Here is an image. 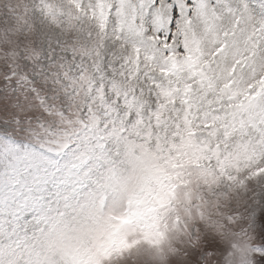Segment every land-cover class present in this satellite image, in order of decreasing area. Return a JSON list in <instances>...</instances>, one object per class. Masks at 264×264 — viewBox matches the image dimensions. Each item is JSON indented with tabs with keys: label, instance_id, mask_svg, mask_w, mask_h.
<instances>
[{
	"label": "rangeland",
	"instance_id": "obj_1",
	"mask_svg": "<svg viewBox=\"0 0 264 264\" xmlns=\"http://www.w3.org/2000/svg\"><path fill=\"white\" fill-rule=\"evenodd\" d=\"M34 27L83 37L79 59L68 53L69 61L91 66L114 56H100L110 33L89 0H0V63L6 43L14 58L17 41ZM177 35L183 52L175 41L165 45L167 55L130 48L106 67L109 91L125 109L114 128L119 143L91 177V195L53 204L50 235L13 229L44 174L14 173L20 145L0 135V264H171L185 246L199 244L202 227L232 246V264H257L264 255L255 243L264 209V37L252 33L221 56L224 48L214 49L202 31L178 28ZM12 124L19 134L18 121Z\"/></svg>",
	"mask_w": 264,
	"mask_h": 264
},
{
	"label": "snow or ice",
	"instance_id": "obj_2",
	"mask_svg": "<svg viewBox=\"0 0 264 264\" xmlns=\"http://www.w3.org/2000/svg\"><path fill=\"white\" fill-rule=\"evenodd\" d=\"M89 7L105 21L110 33L100 50V56L109 55L110 50L114 53L107 62L99 57L91 66L84 60L69 61L68 53L77 56L83 37L53 36L43 28L34 27L24 40L17 41L14 58L7 55L10 46L5 45V63H0V135L20 145L12 152L14 173L31 168L44 174L36 194L16 214L15 231L23 228L25 234L33 230L50 235L45 226L50 229L55 223L50 215L58 210L54 203L68 207L82 192L85 197L91 195L85 189L119 143L114 128L124 121L121 98L115 89L109 91L112 82L105 72L116 56L122 62L130 48H139L148 56L162 49L167 55L171 50L165 45L173 41L175 50L183 52L178 28L202 31L214 49L224 48L221 56L227 45L238 47L252 33L264 37V0H89ZM122 47L123 52L117 51ZM88 72L94 74L88 78ZM60 159L68 163L61 165ZM231 223L244 222L234 219ZM255 225V243L264 252V209L257 214ZM201 232L199 244L185 246L171 264H223L227 253L232 264V246L203 227ZM257 264H264V255Z\"/></svg>",
	"mask_w": 264,
	"mask_h": 264
}]
</instances>
